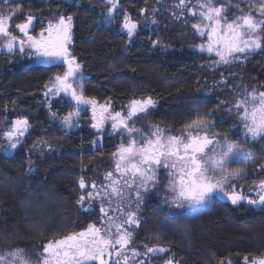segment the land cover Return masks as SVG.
Listing matches in <instances>:
<instances>
[{
  "label": "trees",
  "instance_id": "16d2710c",
  "mask_svg": "<svg viewBox=\"0 0 264 264\" xmlns=\"http://www.w3.org/2000/svg\"><path fill=\"white\" fill-rule=\"evenodd\" d=\"M214 2L226 6L231 20L240 14L237 3L247 12L251 1ZM21 3L27 8L22 13L38 19L51 13L72 16V53L85 75L86 97L98 104L110 102L111 112L125 115L130 100L153 98L155 106L132 121L145 133L151 125L179 132L193 120L203 119L221 134L242 135L244 128L232 106L254 87L264 91V48L231 64L217 63V55L200 51L207 34L201 36L192 25L208 22L199 16L198 0H186L183 7L178 6L179 0H119L111 22L104 19L106 0ZM125 13L138 25L131 38L121 27ZM58 72L28 66L19 52L9 54L0 48V250L22 249L32 264L57 233L99 225L96 202L91 208L85 201L77 203L88 193L79 180L83 178L86 185L99 182L113 143L128 138L122 130L113 132L109 122L100 131L91 128L89 117L75 132L58 127L52 115L54 102L50 106L44 102L45 85ZM18 118H27L30 127L17 148L11 149L3 132ZM96 136L101 147L93 146ZM245 139L242 159L246 163L232 167L246 169L242 188L250 197L255 184L264 179V140ZM139 216L132 241L140 248L166 249L157 256L143 255V264L169 260L172 264H245V256L251 260L264 254V210L248 203H219L213 210L176 219L165 213L161 197L151 193Z\"/></svg>",
  "mask_w": 264,
  "mask_h": 264
},
{
  "label": "snow or ice",
  "instance_id": "6c2138e0",
  "mask_svg": "<svg viewBox=\"0 0 264 264\" xmlns=\"http://www.w3.org/2000/svg\"><path fill=\"white\" fill-rule=\"evenodd\" d=\"M185 3L186 0H179L178 6L183 7ZM106 4L108 9L104 19L111 22L119 7V0H106ZM198 7L202 21L208 22L203 26L201 23L192 25L201 36L207 34V44L199 45V49L215 52L219 57L217 63L231 64L242 56L246 59L249 54L264 48V0H258V4L250 2L247 12L237 3L235 7L240 14L231 20L226 14V6L217 5L214 0H198ZM190 11L193 16L197 15L196 11ZM21 14L22 9L19 7L0 10V39L3 40L0 48L9 54H24L27 49L30 56L35 55L51 63L66 65V71L62 75H55L45 85L46 95L57 96L64 93L75 101L76 108L63 117V124L71 127L73 117L80 115V106L88 105L92 109V127L97 131L102 130L105 122L110 120L113 132L122 130L128 135L127 142H122L113 153L115 171L119 173V177L113 179V173L108 172L105 179L110 181L109 184L98 189L93 182L92 191L87 196L81 195L77 201L83 205L85 199L99 198L102 202L106 200L108 210L103 204L100 209L103 214V227L89 224L79 232L66 235L57 233L43 246V251L37 254L39 264H110L114 255L118 258L116 264H121L120 257H123L122 264H128L129 257L123 253L133 238L129 228L132 225L138 227L140 221L136 211H124L120 206L125 190L135 186L138 210L143 200L140 190L148 192L150 187H155L159 182L157 172L161 167L168 171L169 183L165 187L169 194L168 200L176 208L198 211L200 206L208 203L217 193L222 194L233 205L246 201L249 205L264 206V180L256 184V199L244 195L242 190L238 191L233 183L247 175L243 168L230 169V163L246 152L242 141L231 140L227 134L215 132L203 119L184 125L178 134L167 133L159 125H151L147 133L137 129L132 122L133 117L146 114L155 106L156 102L151 96L130 100L125 115L122 112H111L110 102L98 104L95 98L85 96L82 86L79 89L75 86L82 79V75L80 63L69 50L71 15H59L55 20H49L46 28L38 35H33L30 29H33L36 18L31 13L24 18V22L15 24L13 31L12 20ZM121 27L127 30L131 38L138 25L125 13ZM232 107L239 116L246 136L253 141L264 140V91H258L254 87L242 98H238ZM52 115L55 117V113ZM29 127L27 118H18L12 122L11 128L3 132V137L11 149L17 148L20 138ZM137 135L139 140L136 139ZM79 184L82 189L87 186L83 178L79 180ZM113 196L119 198L116 208L111 207ZM127 207L130 208L131 204ZM109 210L120 212L125 219L117 223V218L110 216ZM165 251L162 247L147 248L148 253ZM131 252L133 257L141 255L134 248ZM244 262L264 264V254L251 260L245 256ZM0 264H32V261L22 249H14L8 256L0 255ZM167 264H172V261H167ZM227 264H231V261Z\"/></svg>",
  "mask_w": 264,
  "mask_h": 264
},
{
  "label": "rangeland",
  "instance_id": "374dc122",
  "mask_svg": "<svg viewBox=\"0 0 264 264\" xmlns=\"http://www.w3.org/2000/svg\"><path fill=\"white\" fill-rule=\"evenodd\" d=\"M6 2H7V0H5ZM241 1H243V0H241ZM246 1H248V0H246ZM249 1H251L252 3H254V4H258V0H249ZM7 4V3H6ZM248 11V10H247ZM59 15H62V14H60V13H51L50 14V16H48L47 17V19H40L39 20V23H38V26H36L35 28L36 29H34L35 30V33H36V35H38L39 33H40V31H42V29L43 28H46L47 27V22L49 21V20H55ZM13 19H15V20H17V22L16 23H12V25H13V31H15V29H14V25L15 24H17V23H22V18H21V16L19 15V16H16V17H14ZM35 21V20H34ZM33 24H34V22H33ZM73 22H72V29H71V43H70V45H69V50H70V52H72V49H73ZM32 29H30V31H31ZM208 42V41H207ZM207 44V43H206ZM205 44V45H206ZM26 51H29V50H27L26 49ZM207 51V50H206ZM213 54H215V52H212ZM216 55V54H215ZM35 56V55H34ZM263 56H264V54H263ZM28 57H30V55H28ZM36 60L34 61L35 63H42L41 61H44V59L43 58H39V57H34ZM40 59H43V60H40ZM45 64V63H44ZM47 64L49 65V64H54V63H51V62H47ZM28 66H31V65H29V64H27ZM81 75H82V79H79V83L78 84H76L75 86L79 89V87L80 86H82V84H83V81H84V79H85V75H84V73L82 72V70H81ZM54 79V78H53ZM52 79V80H53ZM50 83V82H49ZM48 83V84H49ZM46 93H47V88H45V91H44V102L45 103H47V106H50L51 104H53L52 102L54 101V99H55V97H57V96H60V98H63V95H57V96H54V95H52V94H47L46 95ZM65 96V102H67V104H68V98H67V95H64ZM67 100V101H66ZM55 107V108H54ZM54 107H53V112L55 113V117H54V119L56 120V123L58 124V127H60L61 129H63L64 131H66V132H73L76 128H78V124L80 125V124H82L83 123V120L82 119H80L79 118V116L78 117H73V125L71 126V127H68V126H66V125H64L63 124V117L64 116H66L69 112H72L73 110H70V107H67V108H65L64 106H62L61 105V103H59V104H55L54 105ZM51 108H52V106H51ZM89 110H90V116H89V120H88V122H89V125L91 126V128H93L92 127V124L94 123V121L92 120V109H91V107H89ZM110 111H111V108L109 109ZM126 113H127V110H126ZM145 114H140V115H138V116H136V117H133V120L134 119H136V118H138V119H140L141 117H139V116H144ZM108 122L111 124L112 122L110 121V120H108V121H106L105 122V124H104V127L108 124ZM209 126L214 130V127H213V124H209ZM103 127V128H104ZM93 129H95V128H93ZM95 130H97V129H95ZM215 132H217L216 131V129L214 130ZM167 133H171V134H178V132H167ZM217 133H219V132H217ZM221 134V133H220ZM221 135H224V134H221ZM231 140H237V141H242L243 143H244V141L246 140L245 138H248V136H246V134H245V130L243 131V133H242V135H239V136H235V135H233L232 133H230V134H228L227 135ZM112 138H114L115 136L113 135V136H111ZM122 137H124V136H121V138ZM140 139V138H139ZM138 139V140H139ZM127 140H128V138L127 139H125V142L124 143H126L127 142ZM114 142V141H113ZM123 141H121V142H118V143H113L114 145H113V151H112V154H111V158H107V161H106V163H105V172H103L102 174H101V176H100V181L99 182H95V184L97 185V188L99 189L101 186H103V185H107V184H109L110 183V181L109 180H106L105 179V177H106V174L108 173V172H112L113 173V179H116V178H118L119 177V173H117L116 171H115V158H114V156H113V153H115L116 151H117V149L120 147V145H121V143H122ZM101 141H100V137L99 136H96L95 137V140H94V143H93V146L94 147H98V146H100L101 147ZM237 164V163H241V164H245L246 163V160H244V159H242V157L241 158H237L236 160H234L233 162H231L230 163V167H232V165L234 166V164ZM106 165H108L107 167H106ZM230 169H232V170H234V168L232 167V168H230ZM237 169V168H236ZM245 169V168H244ZM246 170V169H245ZM157 177H158V183L155 185V187H150V190L148 191V192H144L143 191V189H141L140 191H141V194H142V196H143V200H142V202H140V205H139V209H140V206H141V204L143 203V201H144V199L146 198V196L147 195H149V194H153V195H156V196H160L161 198H162V200L164 199V201H163V207H164V211H165V213L166 214H168L170 217H172V216H176V217H179V216H186V215H192V214H194V213H191L190 212V210H188V209H181V208H176L175 206H173L171 203H170V200H168V196H169V194L168 193H166V195H163V192L164 191H166L167 192V189H166V185H167V182L169 183V180L167 179V177H169L168 176V171L166 170V169H164L163 167H161V168H159L158 169V172H157ZM97 179H98V177H97ZM264 180V179H263ZM121 182V184L123 183V181L121 180L120 181ZM233 183H240V180H237V181H233ZM258 183V182H257ZM256 183V184H257ZM256 184H255V187H254V190H253V193H254V198L256 199L257 198V189H256ZM83 189H86L88 192L89 191H92V189H91V184H88L85 188H83ZM135 192H136V189H135V186H133L131 189H126L125 190V193H124V199H123V203L120 205L121 206V208L124 210V211H136V213H137V217H138V219H139V221H140V216H139V209L137 210V208H136V194H135ZM167 201V202H166ZM85 204L87 205V207L88 208H91L92 207V204L93 203H95L96 202V205L99 207V209H101V206H102V204H103V206L105 207V209L106 210H108V202L105 200V201H101L99 198H96V199H93V200H88V199H85ZM119 203V198L118 197H115V196H113L112 197V205H111V207L112 208H116L117 207V204ZM128 204H131V207L130 208H128L127 207V205ZM94 205V204H93ZM262 210H264V206H261L260 207ZM100 213H99V215H100V223H99V225H98V227H103V225H102V216H103V214L101 213V210L99 211ZM109 215L110 216H112V217H114V218H117L116 219V222L117 223H120V222H122L124 219H125V217L123 216V215H121V213L120 212H113V211H110L109 210ZM174 217H172V218H174ZM137 226H135V225H132L130 228H129V230L130 231H132V233H134V230H135V228H136ZM114 230V229H113ZM136 249L138 252H140L141 253V255H139V256H136V257H133L132 256V252H131V249ZM9 252H11V250H7V249H2V250H0V255H3V256H8V254H9ZM158 253H160V252H156V253H148L147 252V248H140V246H138V244H135L133 241L131 242V244L128 246V249H126L125 251H124V253H123V255H126V256H128L129 257V261H128V264H140V262L145 258V257H143V255L145 256V254L146 255H154V254H156V256H157V254ZM118 258L117 257H115V255L113 256V258H112V260L110 261V264H116V260H117ZM120 260H121V264H122V261H123V257H120L119 258ZM36 264H39V261L36 263Z\"/></svg>",
  "mask_w": 264,
  "mask_h": 264
},
{
  "label": "flooded vegetation",
  "instance_id": "af4514ba",
  "mask_svg": "<svg viewBox=\"0 0 264 264\" xmlns=\"http://www.w3.org/2000/svg\"><path fill=\"white\" fill-rule=\"evenodd\" d=\"M22 5H23V3H21V0H7V2L5 0H0V10L16 9L18 7L20 9H22V10H27V8L26 7H22ZM38 10H40V9H38ZM62 15H64L65 17L69 16V15H65V14H62ZM20 16L22 18V22H24V18L27 16V13H22ZM13 20H15V19H13ZM39 20L40 19L36 18L35 21H34L33 29L31 30V34H33V35H36L34 29H36L35 27L38 26ZM16 22L17 21L15 20V23ZM72 22H73V18H72ZM73 27H74V25H73ZM17 34L19 35V33H17ZM0 40L3 41L2 39H0ZM73 44H74V28H73ZM72 52H73V50H72ZM72 52H71V54L73 55ZM28 55H29L28 54V51H25L24 54H21L24 63L31 65V67L55 68V69H57L59 71L57 75H62L63 72L66 71V65H62L61 63H54V64H49L48 65L47 64L48 61H46V60L41 61L42 63H35L34 62L36 60L34 58L35 56L34 55H31L30 57H28ZM40 60H43V59H40ZM60 95H63V98H60V96L55 97V99L53 101L54 104L61 103V105L64 106L65 108L70 107V110H74L76 108L75 101L71 100V97L70 96L67 95V98H68V101H69L68 104H67V102H65V99H64L65 98V96H64L65 94L64 93H61ZM53 107H54V105H53ZM89 107H91V106H88V105H81L80 106V115H79V118L80 119L88 118L90 116ZM77 126L79 128L80 125L78 124ZM78 128H76L74 130V132L77 131ZM167 179L169 180V177H167ZM244 179H246V178H244ZM242 181H243V179L240 180V183H236V186H237V190L238 191H241V190L243 191ZM167 184H168V182H167ZM166 193H168V192L164 191L163 192V195H166ZM243 194L246 195L244 192H243ZM221 195L222 194H219V193L214 194L213 197H212V199L208 203H206L205 205L200 206V208H199L198 211H191L190 210L191 213H194L192 215L179 216V217L172 216V217H174L176 219H185V218L194 216V215H196L198 213H203V212H206V211H209V210H213V208L216 205H218L219 203H225V204H228V205H231V206H236V205H233L231 202H224V201H222L221 200ZM249 198L255 199L254 196H250ZM162 201H164V199ZM241 203H247V202L246 201H241L239 204H241ZM250 206L255 207V208H260L261 207V206H254V205H250Z\"/></svg>",
  "mask_w": 264,
  "mask_h": 264
},
{
  "label": "water",
  "instance_id": "95a60500",
  "mask_svg": "<svg viewBox=\"0 0 264 264\" xmlns=\"http://www.w3.org/2000/svg\"><path fill=\"white\" fill-rule=\"evenodd\" d=\"M221 200L224 201V202H231L226 197H224L223 195H221Z\"/></svg>",
  "mask_w": 264,
  "mask_h": 264
}]
</instances>
